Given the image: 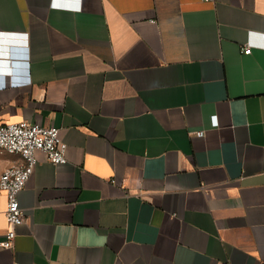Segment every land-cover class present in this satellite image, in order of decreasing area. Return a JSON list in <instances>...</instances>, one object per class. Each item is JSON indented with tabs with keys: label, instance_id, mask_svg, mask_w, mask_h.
Returning a JSON list of instances; mask_svg holds the SVG:
<instances>
[{
	"label": "crops",
	"instance_id": "1",
	"mask_svg": "<svg viewBox=\"0 0 264 264\" xmlns=\"http://www.w3.org/2000/svg\"><path fill=\"white\" fill-rule=\"evenodd\" d=\"M10 61L0 123L68 161L37 154L0 264H264V0H0Z\"/></svg>",
	"mask_w": 264,
	"mask_h": 264
},
{
	"label": "built area",
	"instance_id": "2",
	"mask_svg": "<svg viewBox=\"0 0 264 264\" xmlns=\"http://www.w3.org/2000/svg\"><path fill=\"white\" fill-rule=\"evenodd\" d=\"M213 1V0H212ZM255 43L247 44L245 54H250ZM213 126L218 125L216 116ZM199 138L205 136V130L193 132ZM0 151L20 157V161L9 166L0 176V191L6 197L5 216L7 229L1 247L12 250L15 246L17 228L26 221L25 212L19 201V194L38 164L37 154L42 152L55 166L67 163V144L60 135V129L52 125H42L28 121L0 123Z\"/></svg>",
	"mask_w": 264,
	"mask_h": 264
},
{
	"label": "water",
	"instance_id": "3",
	"mask_svg": "<svg viewBox=\"0 0 264 264\" xmlns=\"http://www.w3.org/2000/svg\"><path fill=\"white\" fill-rule=\"evenodd\" d=\"M8 58L12 59L14 57H16L15 53H16V50L13 49V48H9L8 49ZM0 66L4 67V68H8L9 66L12 68L14 66H18L17 64H13L11 61L10 62H0Z\"/></svg>",
	"mask_w": 264,
	"mask_h": 264
}]
</instances>
